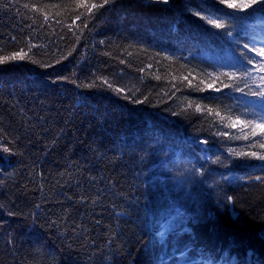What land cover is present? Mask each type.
Instances as JSON below:
<instances>
[{"label": "trees", "instance_id": "trees-1", "mask_svg": "<svg viewBox=\"0 0 264 264\" xmlns=\"http://www.w3.org/2000/svg\"><path fill=\"white\" fill-rule=\"evenodd\" d=\"M264 0H0V264H264Z\"/></svg>", "mask_w": 264, "mask_h": 264}, {"label": "rangeland", "instance_id": "rangeland-1", "mask_svg": "<svg viewBox=\"0 0 264 264\" xmlns=\"http://www.w3.org/2000/svg\"><path fill=\"white\" fill-rule=\"evenodd\" d=\"M142 1H144V2H148V1H151V0H142ZM253 45H254V47H255L257 50H259V51L264 55V43H258V42H256V43H254Z\"/></svg>", "mask_w": 264, "mask_h": 264}]
</instances>
